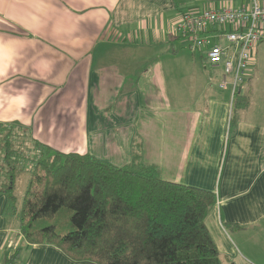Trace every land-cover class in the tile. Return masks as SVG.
Instances as JSON below:
<instances>
[{
  "label": "crops",
  "instance_id": "obj_1",
  "mask_svg": "<svg viewBox=\"0 0 264 264\" xmlns=\"http://www.w3.org/2000/svg\"><path fill=\"white\" fill-rule=\"evenodd\" d=\"M253 1L0 0V125L117 167L137 154L164 180L215 193L206 223L221 264H264V44L232 105L223 69L174 32L182 12ZM7 204L0 194V264L17 250L14 264H96L28 243Z\"/></svg>",
  "mask_w": 264,
  "mask_h": 264
},
{
  "label": "trees",
  "instance_id": "obj_2",
  "mask_svg": "<svg viewBox=\"0 0 264 264\" xmlns=\"http://www.w3.org/2000/svg\"><path fill=\"white\" fill-rule=\"evenodd\" d=\"M247 103L238 97L235 108ZM16 139L13 126L0 125V194L8 197V226L28 243L50 244L73 260L96 264H221L206 223L216 194L164 180L137 154L117 167L35 144L39 154L17 208L13 190L22 153ZM64 209L71 211L70 222L61 231L54 220ZM19 252L7 253L4 264H14Z\"/></svg>",
  "mask_w": 264,
  "mask_h": 264
},
{
  "label": "built area",
  "instance_id": "obj_3",
  "mask_svg": "<svg viewBox=\"0 0 264 264\" xmlns=\"http://www.w3.org/2000/svg\"><path fill=\"white\" fill-rule=\"evenodd\" d=\"M174 32L210 68H222L221 88L235 96L249 81L255 67L254 51L264 42V4L246 7H207L201 12H182Z\"/></svg>",
  "mask_w": 264,
  "mask_h": 264
},
{
  "label": "rangeland",
  "instance_id": "obj_4",
  "mask_svg": "<svg viewBox=\"0 0 264 264\" xmlns=\"http://www.w3.org/2000/svg\"><path fill=\"white\" fill-rule=\"evenodd\" d=\"M262 44H264V42ZM195 57L200 62V64L203 62L199 58V56L196 55ZM258 62L260 64L262 62L260 55L258 56ZM207 70L212 71V68L208 66ZM251 77H252V73L250 74L249 80ZM21 138L22 139L17 138L15 140L16 141L15 148L19 152L22 153V158L20 157L17 163L19 171L15 179V188L13 190V195L15 196L17 208H21L22 206L23 197H24V194H25V191H26L29 179H30L32 165L39 154L36 147H34L35 145L33 143L31 144V141L28 139L27 134L23 135ZM20 142H23V143L21 144ZM70 213L71 211L69 209H64L63 212L59 213L56 220H54L56 221V223H59V226H60L59 230L61 229L65 230L69 226Z\"/></svg>",
  "mask_w": 264,
  "mask_h": 264
}]
</instances>
